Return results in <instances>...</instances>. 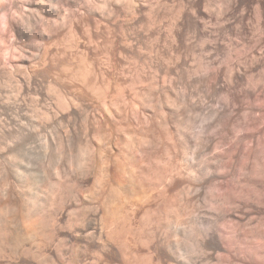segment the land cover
<instances>
[{"label":"clouds","instance_id":"9594fccd","mask_svg":"<svg viewBox=\"0 0 264 264\" xmlns=\"http://www.w3.org/2000/svg\"><path fill=\"white\" fill-rule=\"evenodd\" d=\"M0 264H264V0H0Z\"/></svg>","mask_w":264,"mask_h":264}]
</instances>
